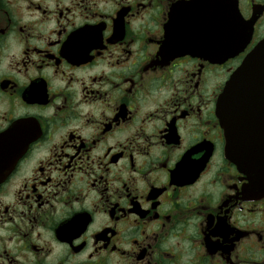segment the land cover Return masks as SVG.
<instances>
[{"label":"flooded vegetation","instance_id":"af4514ba","mask_svg":"<svg viewBox=\"0 0 264 264\" xmlns=\"http://www.w3.org/2000/svg\"><path fill=\"white\" fill-rule=\"evenodd\" d=\"M263 38L264 0H0V264H264L217 113Z\"/></svg>","mask_w":264,"mask_h":264},{"label":"water","instance_id":"95a60500","mask_svg":"<svg viewBox=\"0 0 264 264\" xmlns=\"http://www.w3.org/2000/svg\"><path fill=\"white\" fill-rule=\"evenodd\" d=\"M226 16L237 15L228 10ZM219 41L220 61L233 56L241 43L229 35ZM217 113L228 140L226 157L240 171L264 178V38L230 75L219 94Z\"/></svg>","mask_w":264,"mask_h":264}]
</instances>
